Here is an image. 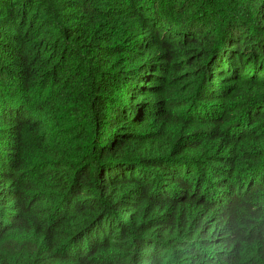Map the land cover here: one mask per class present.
I'll list each match as a JSON object with an SVG mask.
<instances>
[{
  "label": "trees",
  "instance_id": "16d2710c",
  "mask_svg": "<svg viewBox=\"0 0 264 264\" xmlns=\"http://www.w3.org/2000/svg\"><path fill=\"white\" fill-rule=\"evenodd\" d=\"M0 264H264V0H0Z\"/></svg>",
  "mask_w": 264,
  "mask_h": 264
}]
</instances>
